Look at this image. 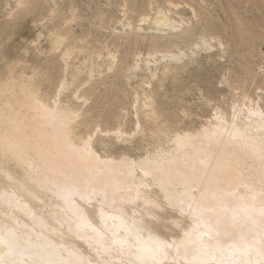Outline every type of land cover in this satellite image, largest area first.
I'll use <instances>...</instances> for the list:
<instances>
[{
	"label": "bare ground",
	"instance_id": "6f19581e",
	"mask_svg": "<svg viewBox=\"0 0 264 264\" xmlns=\"http://www.w3.org/2000/svg\"><path fill=\"white\" fill-rule=\"evenodd\" d=\"M147 5L151 6L149 1ZM177 5L173 9L179 8ZM227 6L228 12L230 6ZM152 8L154 10L155 6ZM43 9H46L44 5ZM159 10L155 17L143 13L138 20L143 24L151 20L154 26L177 30L179 23L175 26L171 19L175 24L170 25L166 16L168 10L165 14ZM130 25L125 26L131 31ZM249 27L252 29V23ZM190 34L187 32L182 37ZM57 36L54 45L62 44V38L65 40ZM202 42L204 49L208 42L204 45ZM64 55L62 57H67L68 61V56ZM115 55H108L112 65ZM161 55V61L167 59L176 63L184 53ZM154 58L152 56V61ZM148 62L144 64L150 65ZM139 64L135 63V71ZM15 77L12 69L0 74V264H264V114L257 105L256 108L248 106L246 111L240 104L231 105L230 111L217 110L212 117L214 121L209 124L210 120H206V125L197 132L173 136V150L166 148L167 151L160 145L159 154L149 153L139 160L126 157L116 160L102 158L93 150L91 138L98 126L85 125L86 136L76 139L70 128L77 125V113L60 109L58 100L54 105L47 104L34 87H24ZM64 77L63 81L67 79ZM61 83L59 90L69 85V82ZM152 95L156 98V92ZM153 114L158 113L153 111ZM117 126L120 131L122 125ZM161 135H167L166 129L154 135L159 143Z\"/></svg>",
	"mask_w": 264,
	"mask_h": 264
},
{
	"label": "rangeland",
	"instance_id": "374dc122",
	"mask_svg": "<svg viewBox=\"0 0 264 264\" xmlns=\"http://www.w3.org/2000/svg\"><path fill=\"white\" fill-rule=\"evenodd\" d=\"M19 1L0 0V74L12 69L15 71V78L19 79V83L24 87H34L40 98L48 102L47 104L54 105L58 100L60 109L76 112L77 125L70 128L76 139L81 140L83 136H86L85 125L98 126L97 133L92 135L91 146L102 158L119 160L126 157L139 160L145 158L144 155L147 156L149 153L161 152L160 145L167 151L173 150L174 145L171 143L173 136L197 132L206 125L207 121L210 120L209 124L214 121L212 117H215L217 110L230 111L235 104H240L244 111L248 106L256 108L257 105V109L264 114V94L262 93L264 92V0H239V2L238 0H185V2H183L184 0H174L173 3V0H129L127 3H118V0ZM147 1L150 2V7L147 5ZM17 2H19L18 5ZM20 3L24 6H21ZM184 3L188 6H184ZM43 5L46 8L45 11ZM152 5L155 6L154 10ZM174 5L179 8L173 9ZM227 5L231 7L228 9L229 14L226 9ZM36 8L38 9L35 10ZM150 8L154 13L150 12ZM68 9L71 11L69 12ZM156 9L163 10L164 14L168 10L170 15L167 13L166 16L170 25L174 26L173 24L176 23V26L179 23L180 27L177 26V30L173 31L172 27L165 26L167 27L166 31L165 27L162 29V26H154L151 20L145 21L144 24L140 20L142 22L140 23L138 18L142 17L143 13H149L150 16L155 17L158 12ZM191 9L193 11H190ZM41 10L43 12H40ZM12 11L13 13H11ZM50 11L54 13L51 14ZM123 12L124 14H122ZM192 13L194 14L192 15ZM232 14L234 17L231 16ZM73 17L74 19H71ZM123 18L124 20H122ZM90 19L92 20L90 21ZM171 19H174L175 23ZM117 21L121 24L119 25ZM64 22L67 23L66 27H64ZM172 22L173 24H171ZM247 23L250 26L252 23V29L248 28L249 24L247 25ZM126 24L128 26L131 24L132 32L125 26ZM188 25L191 26L186 31ZM235 25L236 27H234ZM76 26L78 28L75 29ZM137 27H140L142 32L137 30ZM150 30L152 31L149 32ZM187 32L191 33L190 36L182 37ZM241 32L246 34L245 36L249 35L248 38ZM56 36L58 38L59 36L65 37L66 41L62 38V44L54 45ZM85 38L86 40H84ZM210 39L212 43H210ZM82 41L83 43H81ZM201 42L202 45L207 42L210 45L206 44L202 49ZM219 43L223 48L219 46ZM234 43L235 46L238 44L237 48L234 47ZM194 46L196 48L192 49ZM238 46L240 50H238ZM67 48L69 51L71 50L70 53L67 52ZM116 50L117 52H115ZM179 51L184 53L186 59H183L184 56H182L176 63L174 60H171L173 63L167 59L160 60L161 54L165 52L177 53ZM63 53H65L64 56H68V61L67 57H62ZM191 53L196 55H191ZM97 54H99L98 58ZM109 54H116V61L113 65L112 59L108 58ZM138 55L141 57L137 58ZM147 55H150L151 58L148 59ZM151 55L155 57V64ZM84 56L85 58H83ZM195 60L197 61L195 62ZM143 61H149L150 65L144 64ZM63 62L69 66L66 67ZM135 63H140L137 71L134 70L137 67H135ZM169 66L170 69H168ZM165 70L166 72H164ZM130 71L134 72L131 74ZM89 72L94 73L89 74ZM153 73L156 76L151 75ZM88 75H94L95 78L93 76V78L91 76L88 78ZM152 76L154 79L151 81ZM63 77L67 79L63 81ZM174 77H177V80ZM128 79L130 80L128 81ZM23 81L25 83H21ZM61 82H67V84L69 82L68 87H64L65 90L62 88L63 91L59 90ZM71 82L72 84H70ZM80 87L83 88L77 92ZM155 92L156 98L155 95H152ZM164 92L169 95H165ZM74 93L77 94L76 99ZM16 94L19 97V93ZM133 95L138 97L135 96V98ZM246 96L247 100L244 102ZM153 111H157L158 114H153ZM118 123L120 126L122 125L120 131H117ZM162 129H166L167 135H161V143H159L154 135ZM154 190L157 191L155 186Z\"/></svg>",
	"mask_w": 264,
	"mask_h": 264
}]
</instances>
